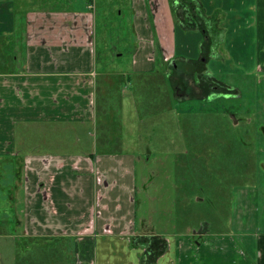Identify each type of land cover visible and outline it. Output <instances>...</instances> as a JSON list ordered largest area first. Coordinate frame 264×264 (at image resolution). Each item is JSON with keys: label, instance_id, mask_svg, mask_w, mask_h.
Masks as SVG:
<instances>
[{"label": "rangeland", "instance_id": "1", "mask_svg": "<svg viewBox=\"0 0 264 264\" xmlns=\"http://www.w3.org/2000/svg\"><path fill=\"white\" fill-rule=\"evenodd\" d=\"M201 2L210 13L221 8V14L228 16L221 21L226 36L210 49L205 74L227 85L237 96L230 91L211 96L210 91L200 93L195 85H191L196 89L192 91L187 83L193 84L192 78L205 66L187 64L184 74L178 75L181 88H185L182 98H178L174 88L179 83L172 82L176 80L174 67L164 61L158 48L155 67L135 71L133 0H31L28 6L34 11L54 8L91 14L96 52L92 61L94 75L88 77L89 84L80 87V91L94 101L93 107L87 105L93 117L79 124L14 120L9 140L13 141L10 148L15 156L0 157V264H147L142 242L134 249L124 245V254L119 246L112 253L100 248L96 262L79 263L74 256L72 236H32L25 232L24 225L20 227V217L24 215L17 213V203L18 197L24 201L25 196V155L56 149L78 150L72 140L80 136L82 148L93 145L100 151L104 145L102 131L107 124L128 139L134 135L141 137L140 144L132 148L134 143H129L128 150L151 155L148 169L156 171L148 185L156 198L143 200L139 192L138 214H145L147 223L163 234L167 248L148 264H179V238L202 233H206L207 239L232 237L239 243L212 244L213 252L218 248L223 257H228L236 248L242 254L240 235L245 233L236 228L239 220L252 227V232L253 227L264 228V71L259 68V60L264 62V41L259 36L264 20L258 17L259 2ZM177 12L173 6L174 16ZM149 14L152 19L153 14ZM176 27V53L172 59L179 63L186 58H200L204 32L178 20ZM204 79L209 80L208 76ZM207 95L210 96L206 98ZM257 112L258 125L262 127L259 135ZM36 170H29L28 175ZM137 173L140 185L143 174L139 168ZM32 184L33 180L28 178L29 195ZM190 248L188 241L179 244L181 253L190 252ZM182 264L224 263L207 257H189Z\"/></svg>", "mask_w": 264, "mask_h": 264}, {"label": "crops", "instance_id": "2", "mask_svg": "<svg viewBox=\"0 0 264 264\" xmlns=\"http://www.w3.org/2000/svg\"><path fill=\"white\" fill-rule=\"evenodd\" d=\"M30 2L31 0H0L1 158L5 155L15 156V151L10 148L13 141L9 139L12 138L13 123L18 119L29 122L73 121L79 124L89 122L93 117L87 110V105L90 103L93 107L94 101H89L90 95L80 91V87L86 88L89 84L88 77L94 75L92 61L96 52L93 46L91 14L54 8L34 11L28 6L31 5ZM133 2L137 42L134 69H153L157 48L161 53L162 47L168 56L174 57L176 53L174 35L177 20L173 13V3L172 0ZM258 2V17L264 20V0ZM205 9L212 17L216 12L218 15L224 12L219 8L212 14L207 7ZM150 12L153 14L152 19ZM259 36L264 41V26H260ZM200 48V58H186L179 63L176 61L177 67L172 65L176 76V80L172 82L179 83L174 88L175 95L182 98L180 95L185 90L181 88L179 73L184 74V65L193 64L205 67L197 72L196 78H192L193 84L187 83L188 86L195 85L200 93L210 91L208 93L211 96L223 91H230L233 96H237L238 93L227 89V85H222L212 75L205 74L208 54L211 51L209 48L203 49L202 46ZM260 60L259 68L264 71V62ZM200 76H208V81H213L221 89L214 91L208 81ZM191 88L196 91L194 87ZM101 138V144L104 145L100 151L93 145L82 148L80 136L76 141L72 140L73 144L75 142L78 145V150L56 149L25 155L27 175L29 170H37L24 177V201L18 197L17 213L24 215L23 218L20 217V227L24 225L25 232L32 236H72L74 256L79 263L96 262L95 257H98L100 248L112 253L119 246L120 252L124 254L127 247L134 249L141 242L145 248L146 237L164 238L156 230V226L147 223L145 214H138L139 192L143 200L156 198L150 194L148 187L156 173L155 170L148 169L151 155L146 157L128 150V144L134 143V147H131L136 148L135 145L140 144L141 137L139 139L134 135L128 139L122 132L115 133L111 125L107 124ZM87 149L94 150L89 152ZM138 168L143 174L140 185ZM28 178L33 180L31 195L27 189ZM236 228L245 233L240 235L244 245L243 249L239 246L242 254L234 248L232 254L223 257L217 247L215 253L211 246H206L203 257L216 259L224 264H264V228L253 227L252 232V227L245 226L240 220ZM231 238L220 239V236H214V239L210 238V242H233V245H239ZM179 244L178 240L177 253ZM236 253L238 257H234ZM184 260H188V257H181V264Z\"/></svg>", "mask_w": 264, "mask_h": 264}, {"label": "flooded vegetation", "instance_id": "3", "mask_svg": "<svg viewBox=\"0 0 264 264\" xmlns=\"http://www.w3.org/2000/svg\"><path fill=\"white\" fill-rule=\"evenodd\" d=\"M172 3L175 9H177L178 11L175 15L178 23L184 22V25L189 26L190 28L196 26L197 28L205 32V40L202 45L203 49H211L212 47H214V45L223 40V37L225 35L224 31L226 30L222 27L221 21H223V19L225 18V14L213 15V17L209 16L201 0H172ZM160 50L164 61L170 63L174 67H177L176 60H173L172 56H168L167 51L162 49V47H160ZM202 77L203 76H200V78ZM208 83L211 85V88L214 91L218 90V88L221 89V87H219V85H217L213 81H208ZM258 118L259 112H257L256 115L257 135L258 133H260V129L262 128L261 125H258ZM256 144L261 150L262 147H260V143H258L257 141Z\"/></svg>", "mask_w": 264, "mask_h": 264}, {"label": "trees", "instance_id": "4", "mask_svg": "<svg viewBox=\"0 0 264 264\" xmlns=\"http://www.w3.org/2000/svg\"><path fill=\"white\" fill-rule=\"evenodd\" d=\"M210 238L214 239V237L209 236L208 239L206 238V233H202L198 235L197 237L195 236H185V237H180L179 238V243L180 241H188V243L191 245V250L190 252L187 253H178V257H203L204 255V249L206 246H211L212 245V240ZM224 237L220 236V239ZM227 238V237H226ZM229 238V237H228ZM147 243L145 246V256H146V261L148 263H152L157 260L158 257H160L166 250L167 248V242L164 238H159L157 236L148 238L146 237ZM211 241V242H210ZM180 251V250H179ZM236 253L234 257L237 255ZM239 255H237L238 257ZM180 260V259H179ZM187 261V260H186ZM181 261H179V264Z\"/></svg>", "mask_w": 264, "mask_h": 264}, {"label": "water", "instance_id": "5", "mask_svg": "<svg viewBox=\"0 0 264 264\" xmlns=\"http://www.w3.org/2000/svg\"><path fill=\"white\" fill-rule=\"evenodd\" d=\"M234 117V116H233Z\"/></svg>", "mask_w": 264, "mask_h": 264}]
</instances>
